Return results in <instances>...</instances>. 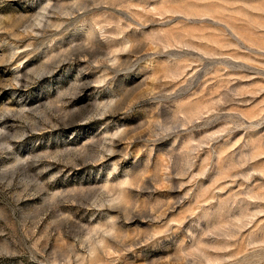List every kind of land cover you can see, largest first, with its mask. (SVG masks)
Here are the masks:
<instances>
[{"label": "rangeland", "instance_id": "374dc122", "mask_svg": "<svg viewBox=\"0 0 264 264\" xmlns=\"http://www.w3.org/2000/svg\"><path fill=\"white\" fill-rule=\"evenodd\" d=\"M0 264H264V0H0Z\"/></svg>", "mask_w": 264, "mask_h": 264}]
</instances>
